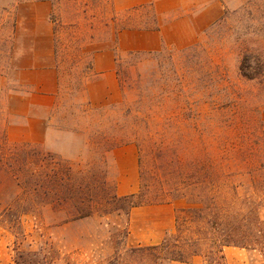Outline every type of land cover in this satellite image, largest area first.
Returning <instances> with one entry per match:
<instances>
[{
    "label": "rangeland",
    "instance_id": "obj_1",
    "mask_svg": "<svg viewBox=\"0 0 264 264\" xmlns=\"http://www.w3.org/2000/svg\"><path fill=\"white\" fill-rule=\"evenodd\" d=\"M44 1L52 3L56 107L40 146L7 140L0 105V264L41 250L54 264H149L131 253L140 248L132 209L108 164L109 152L127 145L139 159V201L170 205L175 227L166 235L179 236L188 258L198 253L157 264H208L248 205L264 203V0H213L197 43L155 52L118 48L123 30L155 24L150 5L118 3L113 25L111 0H0L7 81L19 79L10 75L16 51L35 52L39 71L47 63L44 8H30ZM26 19L36 26L17 34ZM114 39L116 96L92 99L94 55ZM223 251L224 264H262L256 252Z\"/></svg>",
    "mask_w": 264,
    "mask_h": 264
},
{
    "label": "crops",
    "instance_id": "obj_2",
    "mask_svg": "<svg viewBox=\"0 0 264 264\" xmlns=\"http://www.w3.org/2000/svg\"><path fill=\"white\" fill-rule=\"evenodd\" d=\"M118 3H123L122 9L150 5L156 20L155 24L149 28L120 32L119 50L155 52L164 46L184 49L197 43L209 24V22L204 24L202 20L207 19L213 0H111L113 25ZM42 7L44 8V28L47 29L44 37L50 47L49 52L46 53L47 63L44 68L42 71L37 70L35 52L28 48L22 52L16 51L13 55L15 62L11 66L10 75L16 76L18 80L7 81L0 75V105L3 109L2 116L6 119L4 125L7 140L40 146L46 145L48 126L56 107V93L59 87L53 47V24L49 20L52 3L50 1L35 3L30 8L31 12H34L35 9ZM173 14H179V16L169 20ZM21 24H26L28 27L36 26L34 20H17V34ZM15 39L18 40V37ZM115 49L116 39L113 40L111 48L108 46L94 55L92 66L95 76L87 83V91L91 93L92 99L94 95H97L99 100H108L116 96ZM36 77H40L39 83L42 88L37 87ZM107 158L115 175L118 196L139 194L141 183L136 149L132 145L113 149ZM130 216L131 237L139 247L160 245L166 234L175 227L174 209L170 205L135 207L132 208Z\"/></svg>",
    "mask_w": 264,
    "mask_h": 264
},
{
    "label": "trees",
    "instance_id": "obj_3",
    "mask_svg": "<svg viewBox=\"0 0 264 264\" xmlns=\"http://www.w3.org/2000/svg\"><path fill=\"white\" fill-rule=\"evenodd\" d=\"M161 54V53H157ZM248 76V75H247ZM140 194L125 196L122 199L129 203L130 209L143 206L146 202L139 201ZM138 200V201H137ZM255 204L248 205L245 212L239 215L237 221L234 222V229L230 231L221 241L216 243L215 249L210 252L207 259L208 264H224L225 255L224 248L229 246L240 247L250 252L258 253L261 258V263L264 264V203L260 205V209H254ZM203 209L193 210V213L201 212ZM254 215H253V213ZM202 238L195 241V244L200 243ZM138 252L143 253V260L149 259L154 264L162 260H171L181 263H188L189 260L198 255L197 251L188 258L186 248L181 245L179 236L172 233L166 235L163 242L157 246H148L143 248L131 249L132 254ZM51 252L41 250L40 252H17L14 259L15 264H54V259L51 258ZM151 262L149 264H151Z\"/></svg>",
    "mask_w": 264,
    "mask_h": 264
}]
</instances>
